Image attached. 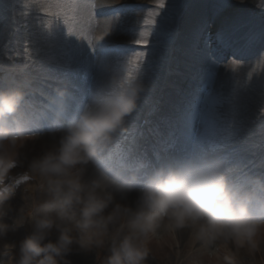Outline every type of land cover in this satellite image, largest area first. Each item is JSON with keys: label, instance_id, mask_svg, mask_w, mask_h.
<instances>
[{"label": "clouds", "instance_id": "1", "mask_svg": "<svg viewBox=\"0 0 264 264\" xmlns=\"http://www.w3.org/2000/svg\"><path fill=\"white\" fill-rule=\"evenodd\" d=\"M143 91L126 65L70 112L67 91L55 90L58 138L27 161L39 199L28 214L31 230L19 242L17 264H67L74 248L102 249L106 241V264H145L162 224L173 232L189 229L204 246L257 247L264 234L260 177H238L223 157L203 152L157 165L113 155ZM28 95L22 84L0 88V239L23 227L21 220L3 221L18 186L6 181L36 138L34 117L25 110ZM133 192L134 203H125Z\"/></svg>", "mask_w": 264, "mask_h": 264}, {"label": "rangeland", "instance_id": "2", "mask_svg": "<svg viewBox=\"0 0 264 264\" xmlns=\"http://www.w3.org/2000/svg\"><path fill=\"white\" fill-rule=\"evenodd\" d=\"M105 1L106 4L111 8L119 9V11L114 10L112 12H108L106 10L107 15H102V20H110L113 22V30L111 32H101V29H96L95 27L90 31L91 36L89 34L87 39L90 38L92 40L93 50L96 53H99L100 56H104V54L101 53L102 45L112 44L120 46L121 50L109 53V66H114L113 70L114 72H117L121 69L122 65H126L127 70L135 75V77L143 83L144 89L147 91L144 90L143 95L141 94L138 101V107L143 108L144 112L148 106V103L151 102L152 96L159 88V78L162 75L164 62L166 60L167 51L170 45L171 37L169 34H171V32H173L174 28L176 27L174 20L176 19L177 14L181 12V9L178 8V6L181 7L182 0H170V2L167 4V7L163 10L156 9L154 7L156 0ZM21 2L22 0H0V73H2L4 79L8 82L16 81L15 72L23 65V63H18V61L22 59H30L32 62L35 60L37 61V57L41 56L39 48L42 47L41 52H44V54L39 57L42 59L39 64L45 67V69L38 67V71L34 75L38 77H41V74H46L47 76L49 75V81H41L42 87L45 88H42L44 90L45 97L53 100L54 96L51 92H49V89L55 92L56 87H58V82L61 84L63 82L69 83V86H73L74 84L77 89H82L84 92V85L82 83V78L84 77L83 74L85 73L84 68H77L78 73L76 76L66 77L67 74L55 73V70L49 67L51 65H59L66 68L69 64L67 62L68 58L64 55V52L67 51L71 53L72 41L68 46L66 45V47L64 45L58 47L57 43L61 44L62 40L57 38L56 33H59L61 28H65L64 23L67 17L66 13H68L70 10L68 5L72 4L73 0H54V7L52 11L55 12L53 15L55 14L57 17V22H52L49 18L40 21L39 29L36 31L34 36H32V39L30 38L31 42L24 40L23 36L26 35L22 36V33L18 34L16 32L18 28L22 29L23 25L28 24L27 21L24 22L22 19V16L26 11H23L24 5ZM183 2H185V0H183ZM43 3H46V1L44 0ZM260 4L261 0L257 5H252L253 11H251V18L252 20H255L254 18L259 16V18L263 19L262 26L264 27V18H262L264 17V9L258 7ZM56 5H63V7H57ZM157 11L161 13L159 16L156 15ZM212 12L213 11H210V13L206 14V21L204 27H202V31L199 29L201 33L204 32V35L208 34L209 36L211 35L209 34L211 31L209 30L212 28V32L216 34L211 35L210 39L217 37V35H219L217 31L220 29V26H218L216 27L217 30L215 31V28L211 27V22L213 21ZM152 20L155 21L154 24L156 25L157 29L155 31L157 34L155 35H152L151 31H148V29L150 30V28L152 29V27H154L152 24L150 26ZM222 27L223 26H221V28ZM67 28H69V26ZM75 29V25L71 24L70 30L73 31ZM158 30L159 32L161 31V34L158 32ZM66 32L67 29L65 33ZM165 32H168V34H165ZM102 33H104L103 36H105L106 39L105 41H98L97 37H100ZM136 39H147L149 43L147 45H136L133 43ZM201 39V42H199L200 44L205 42L203 36ZM194 42L195 43L192 44L194 46L197 45V42ZM232 44L233 43H231V45ZM212 45H214V43ZM152 47L156 48V51H149V48ZM227 49H230V46L226 47V50ZM159 52L162 53L160 58L156 56V54ZM242 54L243 51L231 48L230 52L225 54L226 57L221 60L223 61L222 64L224 63L233 69L234 73L231 74V78L225 74L226 76H224V81L222 83H217L213 80V78L209 77L206 79V81L204 80V82H198L200 84L196 86L195 91L198 93H202L201 90H204L203 93H206L207 87L209 85L212 89L210 95L206 94V96H204L200 93V95L197 94L199 102L202 103V105H205L203 118H207V116L212 113L213 109H215L214 107L220 108L218 119L210 118L213 120V122H215V129L209 128L204 135L201 133L203 138L205 137L206 140H202L203 144H201L199 147H201L203 152H206L208 155L215 156L219 152L225 153V151L232 146L236 147L235 149H237L242 146L245 139H249L247 143H251V151L248 152L251 153L254 149L260 150L261 143L264 142V90L258 93L254 90V88H249L246 86L239 70L242 68L243 60L235 58V55L240 56ZM72 57L73 56L71 55V58ZM13 59L16 66L14 65ZM135 59L139 60V64L129 63L130 60ZM195 64L198 65L197 62ZM28 65H30V63H28ZM30 70L34 73L33 68ZM187 72V74L191 72V74H189L190 77H194V75L197 74V70L195 71L193 68L191 70L187 68ZM112 74L113 72L111 71L110 76ZM171 75L172 76L170 80H173L176 78L175 76L177 75V72H175L174 75L173 73ZM170 80L163 83L164 88L168 87ZM85 91L90 92L88 88ZM257 95L262 97L261 101H258ZM242 109L244 112L247 110H250L249 112H251L249 114L251 116L248 115L250 118H248L246 122L240 118ZM143 112L141 114L140 112L139 114H135V110L127 118V123H132L133 121L132 125L134 128L138 118L143 114ZM202 128H206L205 121L203 122ZM215 131L218 132L217 135H215ZM34 133L36 134V138H40V136L43 135L37 132ZM211 133H214L213 138L207 140ZM120 138L121 141L124 140V135ZM29 153H33L34 155L36 151L33 150L30 145H27L21 150L20 162L18 166L15 167L10 174L11 180L6 181L15 182V184L18 186L16 188L15 196L10 201L12 205V211L8 216L4 217L3 222L8 225H12L14 221L21 220L23 222V227H19L15 230H9L7 236H5L3 239H0V264H17L19 242L31 230V220L29 219L28 214L31 211L33 202L39 199V193L36 191L37 182L33 180L27 173L26 160L30 159ZM223 153L221 157H227L230 155L232 158L236 156L234 152L231 154V151L227 154ZM227 162L232 166L233 171H235L238 167L237 163H235L234 166L232 165V159H228ZM12 213L13 217L11 216ZM261 238L262 237L260 236L258 239L260 240ZM107 242L108 241L105 242L104 248H94L87 252L74 248L73 253L66 258L67 264H75L73 262L74 258H83L91 262V264H106V257L108 255ZM147 248V260H150L153 264H157L159 259H163L167 256V252H159L157 247L153 246L152 244L147 245ZM230 249V253L232 255L234 253L236 254V249L232 247ZM206 251L211 256L216 255L214 254L215 251L212 248H206ZM240 251L244 253L241 248ZM253 251L256 252L258 256H260V258L257 256L260 260L259 261L257 259V262L255 261V257L254 264H260L261 262V264H264V262L261 261L262 258H264V252H257L254 249ZM248 253H250L249 255L253 254V252ZM187 256V254L184 256V260H186L185 264H213L212 261L207 259H194L188 261ZM179 264H181V260Z\"/></svg>", "mask_w": 264, "mask_h": 264}, {"label": "bare ground", "instance_id": "3", "mask_svg": "<svg viewBox=\"0 0 264 264\" xmlns=\"http://www.w3.org/2000/svg\"><path fill=\"white\" fill-rule=\"evenodd\" d=\"M45 1L46 3H43L44 0H42V3L41 0H22L21 3H23L24 5L23 11H26L22 16V19L24 22L27 21L28 24L23 25L22 29L18 28L16 32L18 34L22 33V36L26 35L23 36L24 40L31 42L30 38L32 39V36H34L36 31L39 29L40 21L49 18L52 22H57V17L55 16V14L53 15V13L55 12L52 11L54 7V0ZM259 1L260 0H185V2H183L182 0L181 7L178 6V8L181 9V12L177 14L176 19L174 20V22L176 23V27L174 28L173 32L174 42L169 46V55L168 59L166 57V60L164 62L162 75L160 78L158 76L159 88L157 90V95L153 100V106H155L156 108L153 112L155 115L153 116L155 119H159V121L162 122V125L165 122L166 124H169L171 123L172 119L180 116L179 108L185 101H178L177 99H175V96L178 95V92L182 93L184 91H189L187 90V87H192V85H188L185 83V76L188 75L187 68H189L190 70L192 68L193 70L195 69V71L197 70L198 74L196 75V79L199 82H204V80L206 81L207 78L211 77L215 82L222 83L225 79L224 76L227 75L229 78H231V74L234 73L233 69L231 67H228L224 63L222 64L223 61H221L226 57L225 54L230 52L231 48L243 51V54L241 55L243 65L239 70L246 86L249 88H254V90L258 93L264 90V40L261 39L262 35H264V27L262 26L263 19L259 18V16L254 18L255 20H252L251 18V11H253L252 5H257ZM75 3L77 5L75 11L70 8L69 12L66 13L67 17L64 23L65 28H61L59 33H56L57 38H60V40H62V43H57V45L58 47L62 45L66 47V45L68 46L72 41L71 55L73 57L71 58V62L64 69V71H68L66 77L76 76V74L78 73L77 68H84L85 73L83 74L84 77L82 78L84 92L82 91V89L76 90L72 86H69L66 83L64 84V82L62 84L58 82V87H56V89H65L66 91H72V102L76 105L81 100L88 98L92 93L100 90L107 82L108 76L110 77V72H115L113 70L114 66H109V56H98L93 50L92 40L90 38L87 39L89 37L90 31L95 27L96 29H101V32H111L113 30L112 21L102 20V15H107V11H112L113 8L108 6L105 0H75ZM210 11H213V21L211 22V27L215 28L216 31V27L220 26V29H218L219 31L217 32L218 34H223V39L220 38V35H217V37L210 39L211 35L216 34L212 32V28L211 30H209L211 31L209 32V34H211L209 36L208 34L204 35V32L201 33L199 30L201 29L202 31V27H204L206 21L205 16L207 13H210ZM232 19H238L242 24V28L239 32L233 33L231 24ZM71 24H74L76 27V29L73 31L70 30ZM151 24L154 25V27H152V29L150 28V30L148 29V31H151V34L155 35L157 34L155 32L157 29L156 25L153 23V20L152 23H150V26ZM68 26L69 28H67ZM221 26L223 27L221 28ZM66 29L67 32L65 33ZM166 33L167 32H165V34ZM103 34L104 33H102L101 36H103ZM247 34L252 35L253 39L251 40V42L245 39V36ZM202 36L204 37L205 42L200 44L199 42H201ZM194 41L197 42V45L195 46L192 44L195 43ZM213 43L214 45H212ZM231 43L233 44L231 45ZM228 46H230V49L226 50V47ZM41 49L42 47L39 48V51L42 56L44 52H41ZM149 51H156V48H149ZM161 54L162 53L159 52L156 54V56L160 58ZM39 57H37L39 61L37 60L31 64V67L34 68L35 72L38 71V67L45 69V67L39 66V62L42 61V59H40ZM235 58L240 57L235 55ZM196 62L198 65L195 64ZM101 63L104 65V69L103 71H98L97 68L94 67V65ZM57 67L62 66L57 65ZM175 72H177V78L174 82L176 88H174L173 92H170L166 89L164 90L163 83L170 80L172 76L171 74L173 73L174 75ZM55 73L57 72L55 71ZM189 74H191V72H189ZM31 86L34 87L33 85ZM88 87H90L91 90L89 95H87L85 91ZM171 87L174 86L171 85ZM261 98L262 97L258 96V101H261ZM157 103H162V107L159 108L158 106H156ZM142 111L143 108L138 107L136 108L135 114H139V112L141 114ZM249 111L250 110L244 112L242 109V112L240 113V118H242L244 122H246V120L250 118L249 116H251L249 115L251 113ZM170 115H172V117ZM148 122H152V120L148 118ZM132 123H126L125 132L133 127ZM37 131L39 132V130ZM144 133L145 131H142V135ZM217 134L218 132L216 133V135ZM57 138L58 133L56 131H53L51 132V134L43 132V135H41L40 138L29 140L26 143V146L30 145L33 150L36 151L34 155L33 153H29V157L31 158L35 155H39L44 148H47L55 143ZM246 140L247 139H245L242 146L234 151L236 156L232 158L230 155L227 157H223L226 161L228 159H232L233 166L235 163H237L238 167L236 168V171H234V174L238 177H248L247 174L249 172V169L246 168V166L250 164L255 165L257 163H259L258 166H262L264 163V157L262 156V153H259L257 151L256 153L252 151V154L248 153L249 151H251V143H247ZM184 146H187L186 143H184ZM174 149V154L178 158L193 153L190 148L187 150V152L184 151L183 153L178 151V147H174ZM228 149H232V147H229ZM201 151L203 152V150L200 148V152ZM222 153L223 152L217 154L215 153V156L221 157ZM27 161L28 160H26V164ZM246 170L248 171L245 173L244 171ZM136 196V192L131 193L125 203H129L130 205H132L136 199ZM117 199L119 198L117 197ZM11 216L13 217V213L11 214ZM261 237L262 238L260 240L258 239L257 247L254 248V250L257 252H264V234H262ZM151 244L153 246H156L159 252H167V256L163 259H159L157 264H179L180 260L181 264H185V254L188 255V261L194 259H207L212 261L213 264H229V261H231V264H254L255 257L256 262L257 259L259 260L260 258V256H258V254L254 252L253 249L249 246L238 248L232 242L217 241L211 246H204L199 242L194 243L191 231L189 229H183L173 232L169 230L166 224H162L160 229H158V235L152 238L148 243V245ZM231 247L236 249V254L234 253L232 255L230 253ZM206 248H212L215 251L214 254L216 255L211 256L210 254H208ZM240 248L244 253L240 251ZM248 252H253L254 255H249L250 253ZM261 261L264 262V258H262ZM73 262L75 264H91V262L83 258H74ZM145 264L153 263L150 260H146Z\"/></svg>", "mask_w": 264, "mask_h": 264}, {"label": "snow or ice", "instance_id": "4", "mask_svg": "<svg viewBox=\"0 0 264 264\" xmlns=\"http://www.w3.org/2000/svg\"><path fill=\"white\" fill-rule=\"evenodd\" d=\"M170 2V0H156V4H155V8L156 9H160L163 10L167 7V4ZM57 7H63V5H56ZM68 7H70L73 11H75L77 5L75 3V0H73V3L68 5ZM258 7L264 9V0H261V4L258 5ZM117 11H119V9H115ZM161 13L159 11L156 12V15L159 16ZM155 21H153L154 23ZM231 24H232V31L233 33L239 32L242 28V24L239 22L238 19H232L231 20ZM107 35V34H106ZM220 38L223 39V34H219ZM106 37L105 36H101V37H97L98 41H105ZM245 39L249 42H251V40L253 39L251 34H247L245 36ZM262 40H264V35H262L261 37ZM136 45H147L149 43V41L147 39H136L133 42ZM111 49L108 48H104L103 49V54L106 57L109 53H110ZM64 55L68 58L67 62L70 63L71 62V53L70 52H64ZM94 55V53H93ZM130 64H139V60L135 59V60H130L129 61ZM94 67L97 68L98 71H103L104 69V65L101 64H95ZM212 92L211 86L209 85L207 87L206 90V94L210 95ZM186 120V132L185 131H181L180 132V136L185 137V138H191L192 140H196L201 131H202V126H203V121L201 119V117L197 116V115H193L190 111L188 112L187 116L185 117ZM200 125V127H197V125ZM171 139L169 141V144L174 146V144L177 141V133L175 131H173L171 134ZM122 159H127V160H134L136 159V153H135V146L132 145L130 146L127 150H126V155L124 157H122Z\"/></svg>", "mask_w": 264, "mask_h": 264}]
</instances>
